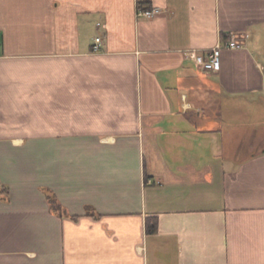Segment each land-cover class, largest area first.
Listing matches in <instances>:
<instances>
[{"label": "crops", "instance_id": "crops-1", "mask_svg": "<svg viewBox=\"0 0 264 264\" xmlns=\"http://www.w3.org/2000/svg\"><path fill=\"white\" fill-rule=\"evenodd\" d=\"M0 264H264V0H0Z\"/></svg>", "mask_w": 264, "mask_h": 264}, {"label": "built area", "instance_id": "built-area-1", "mask_svg": "<svg viewBox=\"0 0 264 264\" xmlns=\"http://www.w3.org/2000/svg\"><path fill=\"white\" fill-rule=\"evenodd\" d=\"M161 13L160 9H139L138 16L145 18H153ZM98 26H101L99 24ZM241 43L238 37L233 36L230 41L218 44L217 47L206 53H197L193 51L196 65L205 71L218 72L221 69L222 61L221 55L224 49H238L241 48ZM102 49V37L99 36L95 39L93 50L99 52Z\"/></svg>", "mask_w": 264, "mask_h": 264}, {"label": "trees", "instance_id": "trees-1", "mask_svg": "<svg viewBox=\"0 0 264 264\" xmlns=\"http://www.w3.org/2000/svg\"><path fill=\"white\" fill-rule=\"evenodd\" d=\"M49 199H50L51 206L53 208L57 209L58 207L56 205V202L51 198H49ZM146 226H147L146 230H147L148 234H155L157 232V229H158V219L156 217H151V218L147 219Z\"/></svg>", "mask_w": 264, "mask_h": 264}]
</instances>
